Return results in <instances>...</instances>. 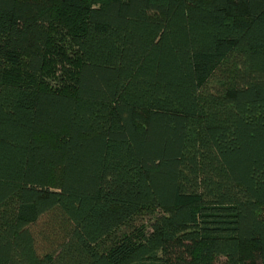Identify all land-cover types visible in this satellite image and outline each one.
I'll use <instances>...</instances> for the list:
<instances>
[{"label": "trees", "instance_id": "obj_1", "mask_svg": "<svg viewBox=\"0 0 264 264\" xmlns=\"http://www.w3.org/2000/svg\"><path fill=\"white\" fill-rule=\"evenodd\" d=\"M0 264H264V0H0Z\"/></svg>", "mask_w": 264, "mask_h": 264}]
</instances>
